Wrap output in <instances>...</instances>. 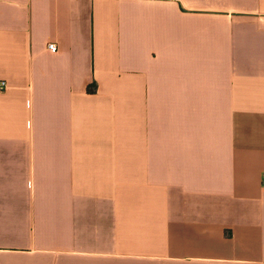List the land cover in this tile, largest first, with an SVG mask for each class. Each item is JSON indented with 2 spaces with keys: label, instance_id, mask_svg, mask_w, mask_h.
I'll list each match as a JSON object with an SVG mask.
<instances>
[{
  "label": "crops",
  "instance_id": "crops-1",
  "mask_svg": "<svg viewBox=\"0 0 264 264\" xmlns=\"http://www.w3.org/2000/svg\"><path fill=\"white\" fill-rule=\"evenodd\" d=\"M0 80V264H264V0H0Z\"/></svg>",
  "mask_w": 264,
  "mask_h": 264
},
{
  "label": "built area",
  "instance_id": "built-area-1",
  "mask_svg": "<svg viewBox=\"0 0 264 264\" xmlns=\"http://www.w3.org/2000/svg\"><path fill=\"white\" fill-rule=\"evenodd\" d=\"M47 47L51 52L57 51V45L54 42L48 43ZM6 89H7L6 81L0 80V92L5 91ZM260 181H261V186L264 188V171L261 173Z\"/></svg>",
  "mask_w": 264,
  "mask_h": 264
},
{
  "label": "trees",
  "instance_id": "trees-1",
  "mask_svg": "<svg viewBox=\"0 0 264 264\" xmlns=\"http://www.w3.org/2000/svg\"><path fill=\"white\" fill-rule=\"evenodd\" d=\"M88 91H89V92H92L93 90H92V89H90V88H88Z\"/></svg>",
  "mask_w": 264,
  "mask_h": 264
}]
</instances>
